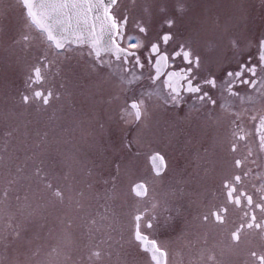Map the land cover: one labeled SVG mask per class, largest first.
I'll list each match as a JSON object with an SVG mask.
<instances>
[{
    "label": "rangeland",
    "instance_id": "rangeland-1",
    "mask_svg": "<svg viewBox=\"0 0 264 264\" xmlns=\"http://www.w3.org/2000/svg\"><path fill=\"white\" fill-rule=\"evenodd\" d=\"M163 1L156 0V5ZM22 11L19 5L18 24L7 37L0 36V148L4 147L6 132L19 130L8 143L5 162L0 163V186L28 153V147L22 143L23 134L28 133V144L32 145L37 132H48L50 146L43 156L44 166L53 186L63 189L65 202L53 200L48 190L41 191L36 183L16 185L10 198L0 201V264H90L88 251L96 240L84 224L88 217L100 216L107 219L96 239L109 237L101 245L108 253L101 264H149L133 239L134 217L141 214L145 215L141 230L158 241L170 254L169 264H173L178 242L188 246L204 241L194 238L202 235L198 231L203 227L196 217L203 209L197 201L207 182L163 181L153 174L149 156L157 150L159 139L154 132L158 129L140 133L137 130L128 143L125 130L117 132L122 124H118L119 119L123 123L131 119L121 112L122 108L128 111L123 101L124 91L120 94V90L113 88L119 87L118 77L105 68L100 70V76L89 78L84 74L86 60L92 62L87 58L86 48H81L78 58L72 60L70 95L53 102L46 112L25 109L20 102L19 86L25 82L31 62L24 64L21 55L19 58L12 55L24 53L34 61L39 49L33 48L35 54L30 57L25 51ZM240 29L244 32L243 27ZM18 37L21 42L14 44ZM211 43L214 59L222 60L229 40L213 38ZM94 83H99V90ZM59 85L57 78L55 86L62 91ZM102 89L109 92L104 101L98 99ZM113 96L118 99L109 102L108 97ZM113 104L114 114L110 109ZM65 108L63 112L61 109ZM192 175L188 171V177ZM140 181L149 189L143 199L132 192V185ZM80 191L84 192L83 197L77 195ZM77 201L81 206L78 207ZM67 219L73 220L72 228L62 223ZM147 223H152L153 228L148 229ZM16 232L20 233L19 239Z\"/></svg>",
    "mask_w": 264,
    "mask_h": 264
},
{
    "label": "snow or ice",
    "instance_id": "snow-or-ice-1",
    "mask_svg": "<svg viewBox=\"0 0 264 264\" xmlns=\"http://www.w3.org/2000/svg\"><path fill=\"white\" fill-rule=\"evenodd\" d=\"M3 3L4 0H0V4ZM19 5L23 9L22 41L25 51L28 52L30 48L39 49L35 62L27 69L25 90L20 95V102L25 109L46 112L53 102L70 95L68 84L73 72L72 60L77 59L79 50L87 46V58L92 61L88 63L86 60L84 65L87 77L100 76L101 69H110L118 77L119 89L125 91L147 76L154 85L161 81L169 97L164 103L169 107H183L189 113L200 112L204 108H219L224 116L230 117L232 138L229 147L233 154L237 153L238 142L246 139L241 121L247 116L248 120L256 122L257 136L264 150V110L249 111L248 107L264 103V40L259 41L256 63H252V57L249 56L246 62L238 64L234 70L223 68L219 76L217 72L201 75L202 57L192 49L189 42L178 39L175 31L176 17L169 15L165 3L157 6L156 0H19ZM10 7L0 8V32L6 28L4 21H7ZM154 7L161 15L155 27ZM185 11L186 6L183 4L175 7L176 13L182 15ZM130 22L136 34H129ZM32 29H35L34 34ZM20 42V37L13 40L14 44ZM102 54L108 59L102 58ZM146 67L150 75L145 73ZM57 78L62 91L55 86ZM94 86L99 90V83H94ZM240 87H246L249 91H238ZM159 94L160 86H157L154 92H146L144 95L151 98L153 95L159 97ZM115 99L118 97H109L108 101ZM142 103L131 101L127 107L132 111L126 112L122 108L121 112L128 118L135 117L140 121L144 118ZM188 104H191L190 109ZM215 118L220 120L223 117L217 113ZM17 131L13 129L5 133L4 147L0 148V163L5 162L8 143ZM23 136L22 143L28 147V153L15 164L14 171L9 173V178L0 186V201L9 199L16 190L15 186L23 182L29 186L36 183L41 191L48 190L53 200L64 204L63 189L53 186L44 166L43 156L50 146L48 132H37L32 145L28 144V133L25 132ZM149 159L154 174L159 175L158 161L163 160V157L154 153ZM232 166L240 170L244 160L234 156ZM247 175L248 171L243 176L239 171L233 172L231 178L223 182L224 199L220 203H212L208 199L211 195L208 188L198 193L197 204L203 210L196 217L197 221L205 232L211 230L221 237L226 233L225 246L229 249L243 248L250 235L264 241V181L252 185L253 192H249L243 186ZM132 192L137 198L145 196L147 184L143 181L134 183ZM77 195L83 197L85 194L80 191ZM77 205L81 206L79 201ZM232 211L239 215L232 216ZM106 219V216L88 217L85 221L84 227L96 240L88 251L90 264H101L108 254L101 245L106 244L109 237L96 239ZM134 219L139 222L143 218L136 215ZM62 223L67 228L73 227L72 219ZM145 226L153 228L151 223ZM15 236L19 239L20 233L16 232ZM133 239L147 256L149 264H168L167 251L153 238L150 239L139 226L133 232ZM207 261L208 264H220L216 253L211 250L208 251ZM244 264H264V247L248 249Z\"/></svg>",
    "mask_w": 264,
    "mask_h": 264
},
{
    "label": "flooded vegetation",
    "instance_id": "flooded-vegetation-1",
    "mask_svg": "<svg viewBox=\"0 0 264 264\" xmlns=\"http://www.w3.org/2000/svg\"><path fill=\"white\" fill-rule=\"evenodd\" d=\"M18 1L4 0V3L0 4V8L11 6L7 21H4L6 28L0 32L2 37H7L19 22ZM162 3L168 7L169 15L176 17L175 31L178 39L189 42L192 49L202 57L201 75L217 72L219 76L221 75L219 71L223 68L234 70L238 64L246 62L249 56L252 57V63L257 62L256 53L259 41L264 40V0H164ZM180 4L186 6V11L182 15L175 12V7ZM153 14L155 27L161 19V15L156 11V7L153 8ZM241 27L244 28V32L240 29ZM220 29L222 30L219 31ZM33 31L35 32V29ZM129 34H136L131 22ZM220 37H227L229 47L224 52V58L217 61L214 59L215 53L212 49L214 46L211 41L213 38ZM83 48L89 50L87 46ZM32 53L35 54L33 48L27 52L29 57L32 56ZM20 55L24 59V64L35 62V60L27 59L24 53L13 54L12 56L19 58ZM102 58L108 59V57H103V54ZM107 70L111 74L112 71ZM144 71L150 75L147 67ZM157 86H160L159 97L153 95L156 97L153 99L144 95L146 92H154ZM113 88L120 90L119 87ZM24 90L25 82H22L19 86V93L21 94ZM237 90L249 91L246 87H240ZM121 92L122 90H120V94ZM108 95L109 92L102 89V92L98 94V99L104 101V97ZM117 96H119V91ZM119 99L121 106L122 99ZM168 99L167 91L162 86L161 81H157L154 85L151 79L146 76L134 87L125 90L123 97L126 106L131 101H142L141 111L144 113V118L137 121L135 117H132L127 119L126 123H123L122 119H119L118 122V124H122L117 128V132L120 134L125 130L126 142L131 141L132 133L137 130L140 133L158 129L159 133L154 132L159 139L158 146H156L157 150L150 156L158 153L163 157V160L158 161L162 167L159 175L154 174L153 165L149 159L155 176L162 178L163 181H206L207 188L211 192L208 199L212 203H220L224 199L222 185L226 179L231 178L233 172L239 171L243 176L245 171H248L243 186L249 192H253L252 185L264 181V150L261 149L260 140L257 136L256 122L248 120L247 116L241 121L245 129L246 139L238 142L237 153L233 154L229 147L232 138L230 117L224 116L219 108H204L200 112L189 113L183 107L167 106L164 101ZM248 107L249 111L260 112L264 110V103H257L254 107ZM190 108L191 104H188V109ZM110 109L113 110L112 114H114L115 105L113 104V108ZM126 109L132 111L128 107ZM61 110L64 112L66 108ZM206 113H208L207 116ZM217 113H220L223 118L217 120L215 118ZM234 156L244 160V166L240 170H236L232 166ZM188 171L193 172L194 176L188 177ZM147 190L149 192L148 186ZM231 215L235 217L239 213L232 211ZM140 216L144 218L145 215L141 214ZM141 221H139L140 228ZM198 233H202V235L194 239L203 238V242H192L188 246H185L184 243H177V257L173 259V264H208L207 254L209 250L216 253L220 264H244L248 249L264 247V241L250 235L246 238L248 243L243 248L229 249L225 246L226 233L224 237H221L211 230L205 232L204 228L202 231L199 229ZM149 238L151 239L150 236ZM169 255L167 257L168 264ZM202 256L203 259H201Z\"/></svg>",
    "mask_w": 264,
    "mask_h": 264
},
{
    "label": "water",
    "instance_id": "water-1",
    "mask_svg": "<svg viewBox=\"0 0 264 264\" xmlns=\"http://www.w3.org/2000/svg\"><path fill=\"white\" fill-rule=\"evenodd\" d=\"M159 165H160V167H159V173H161V171H162V167H161V164L159 163ZM147 194H148V190H147V193H146V195L145 196H143V197H141V198H145L146 196H147ZM137 226H139V222H137Z\"/></svg>",
    "mask_w": 264,
    "mask_h": 264
}]
</instances>
